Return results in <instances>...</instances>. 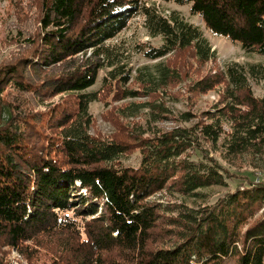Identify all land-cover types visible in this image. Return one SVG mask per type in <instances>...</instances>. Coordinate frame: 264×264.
Returning a JSON list of instances; mask_svg holds the SVG:
<instances>
[{
  "label": "trees",
  "instance_id": "1",
  "mask_svg": "<svg viewBox=\"0 0 264 264\" xmlns=\"http://www.w3.org/2000/svg\"><path fill=\"white\" fill-rule=\"evenodd\" d=\"M173 2L190 5L192 15L215 36L264 56V0ZM11 3L17 16L35 8L38 19L36 28L27 25L34 30H11L16 37L0 41V52L1 42L25 51L15 58L16 64L0 67V233L8 243L28 256L27 243L60 234L71 241V248L61 245L60 257L54 256L51 264H120L108 259L115 250L127 264H264V217L252 222L264 208V183L250 182L214 205L182 206L171 225L183 229L180 241L147 251L150 232L166 211L149 202L152 196L170 192L200 199L201 190L223 186L230 178L225 167L204 155L200 141L220 146L227 160L257 157L253 166L264 171V99L254 97L250 83L264 82V63L233 64L198 81L194 90L201 93L225 86L221 107L206 114L211 122L187 127L194 117L185 113L177 121L184 126L171 132L150 129L131 134L127 139L139 142L135 149L134 141L90 134L89 106L100 94L86 91L105 66L117 65L115 48L107 42L125 30L133 16L142 14L149 35L163 41L145 57L167 59L190 50L198 62L207 63L216 57L200 27L177 12L165 16L143 0ZM89 51L80 62L79 55L86 57ZM47 70L60 74L42 78ZM142 70L133 79L138 91L123 89L132 81L130 71L113 72L122 100L159 93L147 91L153 79ZM158 73L162 90L177 77L167 63ZM64 95L70 99H61L49 111L40 107ZM33 102L35 107L29 110ZM146 134L153 136L143 138ZM136 150L142 155L140 165L124 166L122 159ZM191 150L201 151L210 163L193 160ZM70 211L83 220L98 216L77 226L62 216Z\"/></svg>",
  "mask_w": 264,
  "mask_h": 264
},
{
  "label": "rangeland",
  "instance_id": "2",
  "mask_svg": "<svg viewBox=\"0 0 264 264\" xmlns=\"http://www.w3.org/2000/svg\"><path fill=\"white\" fill-rule=\"evenodd\" d=\"M143 4L148 7L155 8L159 13L169 16L173 12H177L189 23L200 27L204 37L208 40L215 53V59L200 63L190 50L178 52L167 59L150 60L145 57V53L152 48L162 46V38H153L149 35V31L145 25V18L142 14L133 16L128 27L119 33L114 39L107 42L115 48L113 51L116 56L117 65L113 67L105 66L98 74L96 84L86 91V94H100L98 101L89 106V113L92 116L93 125L90 128V134L95 137L112 138L117 140L134 141L138 148L139 142L132 137L131 134H141L143 131L152 129L155 133L171 132L173 129L182 127L184 124L177 122L185 113L193 115L194 119L185 126L189 127L196 123L211 121L206 118L208 112H212L216 107H221L222 95L225 92V86L221 85L216 89L201 93L194 90L198 81L211 77L212 75L222 73L225 69L233 64L248 66L250 64L264 63V56L255 52L242 48L240 44L231 42L222 37L212 34L202 23L200 17L192 15L191 6H180L173 0H143ZM15 8L12 6L11 0H0V41L4 37H8L9 41L16 37L15 29L30 28L28 23H32L36 28L38 19V10L35 8L25 11V14L17 16ZM2 50L0 52V67L7 64H16V59L24 54V50L20 45H9L1 42ZM21 49V51H20ZM89 51L85 56L79 55V61L83 62L90 56ZM167 63L169 67L175 70L176 79L170 85L162 90L159 75V67L161 64ZM143 73L152 75L150 79L153 83L147 91L157 90L159 93L152 94L149 97L128 98L122 100L120 88L115 85L118 79L115 74L120 71H130L133 75L130 84L123 87L124 90L138 91L139 85L133 80L138 70ZM115 71H118L115 73ZM113 72L115 74H113ZM60 74L58 71L49 72L47 70L42 78H50ZM175 75V74H174ZM117 77V78H115ZM252 92L257 99H264V82L250 81ZM112 84L111 88H105V85ZM6 98L14 97V94H5ZM69 100L67 95L58 96L41 105L43 111H49L55 107L60 100ZM39 102H33L30 109L38 108ZM159 107V108H158ZM36 110V111H38ZM225 131L229 132V126H225ZM152 137L151 134L143 135V138ZM136 137V135H134ZM199 147L203 149L204 155L209 159H215L220 165L225 167L229 172V179L223 186H215L209 189L201 190V197L189 198L183 197L178 193L170 194V192L159 193L152 196L149 202H155L166 211L160 214L159 222L150 232V240L148 242L147 251H154L171 247L177 244L183 233L182 228H176L173 225V219L179 217L178 211L182 206L190 209H198L200 204L206 203L214 205L227 195L234 193L238 188L247 187L250 182L264 183V171L254 168V163L258 159L251 155H244L238 158L226 159V155L220 146H213L206 141H200ZM194 154L192 159L197 162L210 163L204 157L201 151H189ZM142 155L136 150V154L122 159L124 166L138 167L141 163ZM84 198V194H81ZM78 208V206L76 207ZM100 214V211H99ZM67 217V221L75 223L77 226H83L84 221H92L96 216H89L83 220V216L77 215L74 211L62 214ZM264 217V208L252 220L262 219ZM85 236H83L84 238ZM82 238V239H83ZM69 244L71 241L62 235H42L38 236L33 242L27 243L28 256L23 255L17 248L12 247L5 236L0 233V264H51L53 257H60L58 250ZM60 245V248H59ZM24 248V249H25ZM120 251L115 250L108 256L111 262L127 264Z\"/></svg>",
  "mask_w": 264,
  "mask_h": 264
}]
</instances>
